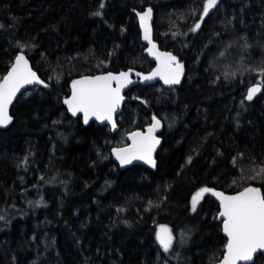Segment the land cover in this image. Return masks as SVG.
<instances>
[{"label":"trees","instance_id":"1","mask_svg":"<svg viewBox=\"0 0 264 264\" xmlns=\"http://www.w3.org/2000/svg\"><path fill=\"white\" fill-rule=\"evenodd\" d=\"M205 2L0 0V79L23 52L47 83L16 100L13 123L0 130V264L221 259L218 204L204 195L193 212L191 202L203 188L264 192V0H222L201 19ZM146 7L154 40L184 66L182 80L130 88L116 133L84 125L62 104L76 78L153 68L135 17ZM254 84L261 92L248 102ZM153 117L162 123L155 168L121 169L111 149ZM161 226L174 237L167 253Z\"/></svg>","mask_w":264,"mask_h":264},{"label":"snow or ice","instance_id":"2","mask_svg":"<svg viewBox=\"0 0 264 264\" xmlns=\"http://www.w3.org/2000/svg\"><path fill=\"white\" fill-rule=\"evenodd\" d=\"M218 4L219 0H206L201 19L208 16L209 12L215 9ZM100 14V12L95 13V15ZM137 15L140 17L144 39L150 45L148 52L158 62L155 71L149 75H143L142 80L151 81L159 77L166 85L179 84L184 66L171 53L159 52L156 49L151 38V9ZM199 28L200 23H197L192 31L195 32ZM259 74L264 76V68L259 70ZM136 75L141 76L140 73ZM129 77L130 73L121 72L118 75L109 73L108 75L76 80L72 84L71 98L66 99L64 103L73 116L82 113L85 124H88L89 120L94 117L101 123L107 121L115 129L114 115L124 100L121 91L128 84L133 83ZM113 82H115V87H113ZM28 84H44V82L32 71L28 60L21 54L16 57L11 71L0 80V127H6L12 122L9 106L16 98L17 93ZM44 86L47 87V84ZM259 92H261L259 84L249 88L246 99L253 100ZM160 126V120L153 117V123L147 129L146 134L133 132L129 136L132 141L130 146L114 149V155L120 161L121 166L131 164L135 160H142L152 167L156 166L153 153L160 140L156 137L155 132L159 130ZM257 175H264V168H261ZM255 178L253 177V179ZM209 191L210 189L203 188L192 197L193 212L196 211L204 194ZM211 194L220 201L219 217L222 218L223 232L227 237L221 264H241V262L247 264L252 261L254 253L258 250L264 251V192L257 187H246L234 196H226L222 192L215 191H212ZM156 239L164 252L167 253L171 250L174 237L168 227L161 226L156 234Z\"/></svg>","mask_w":264,"mask_h":264},{"label":"water","instance_id":"3","mask_svg":"<svg viewBox=\"0 0 264 264\" xmlns=\"http://www.w3.org/2000/svg\"><path fill=\"white\" fill-rule=\"evenodd\" d=\"M221 1H222V0H219V4H220ZM219 4H218V5H219ZM218 5H217V6H218ZM148 9H151V11H152V17H151V21H150V25H151V38H152L153 43L156 45V49H157L159 52H167V53H171V52H169V51H166V50H162V49H160L159 44L154 40L153 26H152V25H153V20H154V10H153L151 7H146V8L143 9L142 11H136V12H135V17H136V21H137V23H138V29H139V32H140V39H141L142 44L146 46V55L148 56L149 60H150L152 63H154V66H153V68H152L149 72H139V71H137V70H135V69H127V70H123V71H120V72H105V73H98V74H95V75H84V76H81V77L76 78L74 81L79 80V79H82V78H84V77L102 76V75H108L109 73H111V74H113V75H118V74H120L121 72H126V73H130V77H129V78L133 81V83L128 84V85H127L126 87H124V88L122 89V91H121V95H123L124 100L122 101V103L120 104V106H119L117 112H116L115 115H114V120H115V123H116V127H115V129H113V128H112V125L109 124L107 121L101 123L100 121H97L94 117L91 118V119L89 120L88 124L91 123V122H93V123H96V124H98V125H100V126H108V127L111 129V131H112L113 133H116V132L118 131V126H117L116 119H117V116L119 115V113L121 112V109H122V107H123V105H124V103H125V101H126L125 93H126L130 88H132V87H134V86H136V85L148 86V85H152V84H155V83H160V84H162V85H163L164 87H166V88H173V87H175V86L178 85V84H175V85H166V84H164L163 80H161L159 77H157V78H155V79H153V80H151V81H144V80H142V76H143V75H149V74H151L153 71H155V69H156L157 66H158V62H157V60L155 59V57L152 56V55H150L149 52H148V48L150 47V45H149L148 42L144 39V32H143V29H142V27H141L140 17H139V15H137L138 13H139V14H143V13L146 12ZM215 9H216V8H215ZM215 9H213L212 11H210L209 14L212 13ZM203 18H205V17H203ZM21 54H23V55L25 56V58L28 60L29 67H31L32 71H34V72L37 74V76L40 78V80H42V81L44 82V84H47V83H46V82H45V81H44V80L38 75V73L33 69V67H32V65H31L29 59L27 58V56H26L23 52H18V53L15 55V57H14V59H13V61H12V64L10 65V67L8 68V70H7L6 73L2 76V78H1L0 80H2L3 77L6 76V75L11 71L12 65L15 63V59H16V57H17L18 55H21ZM171 54H172V53H171ZM172 55H173V54H172ZM173 56H174V55H173ZM177 60H178V59H177ZM137 73H140L141 76L136 75ZM182 77H183V75L181 76L180 81L182 80ZM74 81H73V82H74ZM73 82H72L71 85H70V93H69V95H68L67 97H65V98L62 100V104H63V106L66 108V110H67V112H68V114H69L70 116H72V117H80L81 120H82V122H83V124H84V125H88V124H85V123H84V121H83V114H82V113H78L76 116H73V115L71 114V112L68 110L67 105L64 103V101H65L66 99H70V98H71V95H72V84H73ZM44 84H28V85H25V86L20 90V92L17 93L16 98L13 100L12 104L9 106V115L11 116V108H12V106L14 105V103L16 102V100H17V99H18V98H19V97H20L25 91H27V90L30 89V88H34V87H38V88H43V89H45V88H47V87H45ZM256 85H258V84H254V85L250 86L249 88H251V87H253V86H256ZM115 86H116V85H115V82H113V87H115ZM260 86H261V85H260ZM249 88H248V90H249ZM248 90H247V92H248ZM247 92H246V95H247ZM259 93H260V92H259ZM259 93H257V95L253 98V100L259 95ZM246 100H247V99H246ZM253 100H251V101H253ZM247 101H248V100H247ZM251 101H248V102H251ZM11 117H12V116H11ZM160 122H161V121H160ZM12 123H13V117H12V122H11L9 125H7L6 127H0V130H5V129L9 128V127L11 126ZM152 123H153V120H152V122H151L150 125H148V126L145 127L144 130H134V131L129 132V133L127 134V136H126V137H127V140H128V143H127L126 145L121 146V147L116 146V147H113V148L111 149V155H112L114 161L119 165V167H120L121 169H125V168H127V167H130V166H133V165H137V164L142 165V166L147 167V168L152 169V170L155 168V167H152L151 165L145 163V162L142 161V160H135V161H133L131 164H126V165L121 166L120 161L117 160L116 156L114 155V149H117V148H123V147L130 146V145H131L132 141L129 139V136H130L133 132H142V133H145V134H146V133H147V129L152 125ZM161 130H162V123H161V126H160L159 130H157V131L155 132V135H156V137L160 140V143L156 146L155 152L153 153V159H154V160H155L156 152L158 151L159 146H160V144H161V139H160V137L158 136V134L160 133ZM247 187H257V186L249 185V186H247ZM245 188H246V187H245ZM257 188H259V187H257ZM208 189H210V191H209L208 193H205L204 195H208V196H210V197L213 198V199L216 201V203L218 204V212H217V215H216V221L220 224L222 234H223V236L225 237V239H226V243H227V237L225 236V234H224V232H223V226H222V222H221V221H222V218L219 217V212L221 211L220 201H219V199H218L217 197L213 196V195L211 194V192H212V191H215V192H222V193H223L224 195H226V196H234V195H237L238 193H240L241 191H243L244 188H243L242 190L238 191V192H235V193H225L224 191H222V190H220V189H216V188H208ZM198 192H199V191H198ZM158 230H159V229H158ZM158 230L156 231V234H157ZM157 242H158V241H157ZM158 244H159V242H158ZM159 245H160V244H159ZM225 246H226V245H225ZM224 254H225V247H224V253H223V256H224ZM258 254H264V251L258 250L256 253H254V254H253V259H252V261L247 262V264H252L253 261L255 260V258H256V256H257ZM223 256H222V258H221L216 264H221V261H222V259H223ZM241 264H244V262H241Z\"/></svg>","mask_w":264,"mask_h":264},{"label":"rangeland","instance_id":"4","mask_svg":"<svg viewBox=\"0 0 264 264\" xmlns=\"http://www.w3.org/2000/svg\"><path fill=\"white\" fill-rule=\"evenodd\" d=\"M127 136V135H126ZM126 139H127V137H126ZM127 143H128V140H127ZM119 147V146H118ZM222 258V257H221Z\"/></svg>","mask_w":264,"mask_h":264}]
</instances>
